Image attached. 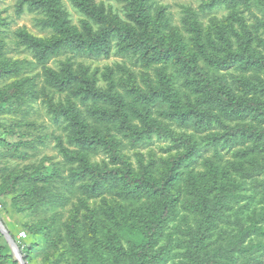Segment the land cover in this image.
Returning a JSON list of instances; mask_svg holds the SVG:
<instances>
[{
    "label": "trees",
    "instance_id": "obj_1",
    "mask_svg": "<svg viewBox=\"0 0 264 264\" xmlns=\"http://www.w3.org/2000/svg\"><path fill=\"white\" fill-rule=\"evenodd\" d=\"M14 1L18 16L27 11L42 16L37 25L46 32L43 37L26 29L15 35L18 46L33 55L36 65H30L42 69L44 86L39 92L27 78L0 88V112L12 107L14 114L10 122L0 120V205L11 201L5 211L23 218L59 186L55 166L30 160L29 152L43 144V137L30 130L41 96L48 115L67 132L66 140L53 135L70 168L62 178L66 189L78 183L88 199L114 201L89 215H74L67 240L62 239L67 242L62 256L70 252L75 261L65 264H264V0H207L205 11L225 9L228 16L204 29L199 14L191 12L185 32L165 8L152 9L149 0ZM111 1L123 5L124 15L110 8ZM66 2L79 14L78 23ZM190 36L192 50L186 44ZM111 52L137 58L146 68L163 64L165 69L155 86L141 87L138 78V86L120 92L99 84L103 78L115 80L114 70L103 74L75 68L71 58L59 59ZM11 71L0 66V77ZM118 71L119 78L134 76L126 66ZM57 93L66 96L57 100ZM186 133L201 142H188ZM167 136H178L186 150L167 161L161 178L147 166L136 171L122 153L125 145L138 151ZM203 147L212 153L207 159L212 184L196 181L179 189ZM100 152L108 155L110 167L91 164ZM18 160L28 164L19 169L12 163ZM61 196L69 200L67 193ZM0 218L5 225L1 211ZM55 223L21 226L37 238ZM0 236H5L1 230ZM39 247L34 242L23 264L33 261V248ZM1 249L0 264H22L6 254L8 247Z\"/></svg>",
    "mask_w": 264,
    "mask_h": 264
},
{
    "label": "rangeland",
    "instance_id": "obj_2",
    "mask_svg": "<svg viewBox=\"0 0 264 264\" xmlns=\"http://www.w3.org/2000/svg\"><path fill=\"white\" fill-rule=\"evenodd\" d=\"M97 1L103 2L104 0ZM206 1L207 0H149V5L152 9L165 8L167 12L172 15L173 24L180 31L185 32L186 29L184 23H186L185 20L191 12L199 14L197 19L201 23L200 27L204 29H211L215 22L214 19L222 21L225 16H228L229 11L225 9H219L214 13H210L208 10L205 11L203 7ZM67 6L72 13L73 21L78 23L80 19L79 14L70 6L69 3H67ZM109 6L112 10L118 11L121 15H124L122 4L111 1L109 2ZM41 17L42 16L38 13H31L28 11L24 15L18 16L14 0H0V22L3 23L2 33L0 34V66L12 67V71L9 74H5L0 77V88L10 85L16 81L26 80L27 78L28 84L34 85L36 90L39 92L44 86L42 69L40 67L30 65L31 63L36 65L35 59L32 54L25 52L18 46L15 35L17 30L26 29L35 36L43 37L46 32L42 31L37 25V22L41 19ZM193 43L192 36L189 38L187 37L186 44L189 45V50H192L191 48L195 45ZM69 58H71V62L75 68H79L80 66L91 67L90 69H92V71L99 69V72H102L103 74H110L112 70H114L115 80L110 81L103 78L99 84L100 86L106 88H111L113 86L120 92H124L127 85L129 88L134 85L138 86V78L139 86L141 87H146V83H148L149 86H155L160 78L161 71L165 69L163 68V64L146 68L138 62L137 58L131 60L127 57L116 55L115 52H111L109 55H104L99 58H90L78 54H67L61 56L59 59L68 60ZM200 65L202 66V63H200ZM49 66L55 67L56 64L51 62ZM119 66L128 67L132 70L134 76L129 78L128 75H125L124 77L119 78ZM156 68H158L157 72H155ZM171 72H175V70L173 68H169V73ZM147 73L151 75L148 79L145 78ZM55 96L56 99L59 100L64 98L66 95L57 93ZM42 100L43 99L40 96L38 101L35 103V108L32 111L34 120H32L31 125L33 127L30 130L34 131L38 134V136L43 137V144L38 143V150L36 152H29V155L32 164L34 165H40L43 161H45V165L48 166V168L52 169L51 166H55V168H57L59 172H56L54 178L56 180V186H59L57 191L52 189L54 195L50 193L44 201L37 202L33 209L30 212L28 211L27 215L24 214L25 216H23V218L11 209H9L7 213L5 208L9 207L11 201L2 200L0 211L3 214V219L5 221L4 227L10 235L12 234L15 236L14 241L16 242L19 251L11 242L7 240L5 236L3 239L0 236V251L2 250L1 248L8 247L6 254H13L23 264L24 256L27 255L26 253L31 249L34 242H36L37 244H40V247L33 248V252L31 254L33 261H30V264H57L56 260L58 258L60 259V263L58 264H65L69 260L71 262L75 261L71 258L73 254L70 252L68 255L66 254L62 256V251L67 244V242L63 243L62 239L67 240V226L72 222L74 215L78 214L81 217L84 212H87L89 215L91 209L97 206H103L104 204L114 205V201L113 198H106L105 200L103 199L104 197L100 199H88V197L83 195L79 190L78 183H76L73 187L70 185L71 189L68 187L66 189L65 185L68 184V181L62 180V178H68L70 168L63 164L62 158L56 150L57 141L53 135H60L64 140H66L67 132L62 125L57 124L48 115V108L43 105ZM11 109L12 107L0 112L1 121L10 122L13 119L14 114L10 113L12 112L10 111ZM13 111H15L14 107ZM178 135L182 136L183 133ZM184 135L188 139V142L192 140L196 144L201 142L197 136H191L189 138L187 133ZM123 148H125V150H123L122 153L130 160L136 171H139L142 167L147 166V168L153 170L152 174L156 178H161L165 175L166 163L171 157L186 150L185 147H183L178 141V136L155 137L151 143L138 151H134L129 145H125ZM232 153L233 152L229 155ZM211 155L212 153L210 151L208 152L206 148H201L197 164L187 169V173L185 172L183 175L184 177H182V181H180L179 189L185 190L186 188H190V182L193 183L196 181L199 183L209 181L210 185L212 184L207 171V159H210ZM90 159L91 164L97 167H102L104 165L110 167L111 165L108 155L105 152H100L98 155H95ZM12 163L14 166L20 165L19 169L28 164L27 162H22L21 160L12 161ZM1 167H4L3 163H0V168ZM39 186L43 187V182H39ZM63 192L67 193L69 199L68 201L61 196ZM249 194H251V191H249ZM84 201H86L85 204ZM50 219H54L56 223L52 225V228L49 231L39 234L37 238H32L27 234V238L24 239L20 235L23 230L21 225H24L25 223L43 224ZM106 225L113 226L112 222H109V224ZM67 251H70V248H67ZM11 260L9 263H11ZM167 264H171V261Z\"/></svg>",
    "mask_w": 264,
    "mask_h": 264
},
{
    "label": "water",
    "instance_id": "obj_3",
    "mask_svg": "<svg viewBox=\"0 0 264 264\" xmlns=\"http://www.w3.org/2000/svg\"><path fill=\"white\" fill-rule=\"evenodd\" d=\"M0 230L5 235V237L7 238V240L9 242H11L16 247V249L19 251V248H18L16 242L14 241V239L12 238V236L6 231V229H5L4 225H3V223L1 222V220H0Z\"/></svg>",
    "mask_w": 264,
    "mask_h": 264
},
{
    "label": "built area",
    "instance_id": "obj_4",
    "mask_svg": "<svg viewBox=\"0 0 264 264\" xmlns=\"http://www.w3.org/2000/svg\"><path fill=\"white\" fill-rule=\"evenodd\" d=\"M24 239H26L27 238V233L26 232H24V231H22L21 232V234H20Z\"/></svg>",
    "mask_w": 264,
    "mask_h": 264
}]
</instances>
